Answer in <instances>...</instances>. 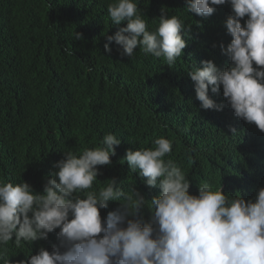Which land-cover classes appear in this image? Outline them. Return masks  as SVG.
Listing matches in <instances>:
<instances>
[{
  "label": "trees",
  "instance_id": "16d2710c",
  "mask_svg": "<svg viewBox=\"0 0 264 264\" xmlns=\"http://www.w3.org/2000/svg\"><path fill=\"white\" fill-rule=\"evenodd\" d=\"M110 2L0 0V180L27 182L43 193L64 151L97 146L112 132L122 142L111 157L113 164L100 168L101 184L116 178L148 200L159 195L158 187L149 188L122 161L126 150L151 147L163 136L172 142L165 159L181 167L192 191L209 182L251 198L264 168V132L235 116L222 88L209 95L224 109H201L188 75L203 60H213L221 69L231 63L220 48L232 39L224 26L231 6H216L205 18L188 13L186 0H136L149 30L162 7L192 25L183 56L170 67L139 47L133 58L122 57L114 41L111 53L105 51L106 35L127 23L112 24ZM76 32L83 38L75 40ZM230 126L240 133L232 136ZM120 207L121 202L112 201L102 218ZM150 211L145 207L140 213L145 222ZM49 246L46 240L22 248L9 244V259L17 264Z\"/></svg>",
  "mask_w": 264,
  "mask_h": 264
},
{
  "label": "clouds",
  "instance_id": "9594fccd",
  "mask_svg": "<svg viewBox=\"0 0 264 264\" xmlns=\"http://www.w3.org/2000/svg\"><path fill=\"white\" fill-rule=\"evenodd\" d=\"M226 4L232 14L224 26L232 39L220 48L231 63L221 69L203 60L188 75L201 109L222 111L225 104L209 95L222 88L235 116L264 132V0H186L185 10L207 18ZM107 13L112 24L127 23L106 35V52L114 41L122 57L133 58L139 47L170 67L183 56L192 25L179 15L162 7L149 30L136 0H111ZM82 38L75 33V40ZM230 131L240 133L232 126ZM121 142L108 132L97 146L64 151L43 193L27 182L0 180V264H12L9 244L22 248L38 240L50 246L17 264H264V168L251 198L209 182L192 191L181 167L165 159L172 142L161 136L151 147L126 150L122 161L149 188L160 189L148 200L134 185L98 180ZM112 201L121 207L102 218ZM145 207L151 210L147 222L140 217Z\"/></svg>",
  "mask_w": 264,
  "mask_h": 264
}]
</instances>
